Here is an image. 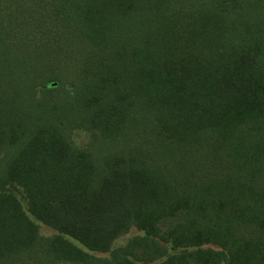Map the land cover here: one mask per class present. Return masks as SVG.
Instances as JSON below:
<instances>
[{
    "label": "trees",
    "instance_id": "trees-1",
    "mask_svg": "<svg viewBox=\"0 0 264 264\" xmlns=\"http://www.w3.org/2000/svg\"><path fill=\"white\" fill-rule=\"evenodd\" d=\"M63 263L264 264V0H0V264Z\"/></svg>",
    "mask_w": 264,
    "mask_h": 264
},
{
    "label": "rangeland",
    "instance_id": "rangeland-1",
    "mask_svg": "<svg viewBox=\"0 0 264 264\" xmlns=\"http://www.w3.org/2000/svg\"><path fill=\"white\" fill-rule=\"evenodd\" d=\"M69 84H72V83H69ZM72 85H73V89H74L75 86H74V84H72ZM90 139H91V135L87 131H78V132H75V134H74V141L80 147H85L86 145H88L90 142ZM16 195L20 199L24 210L27 211V201L25 200L23 194L20 191H18V192L16 191ZM33 220L39 225L41 235H43L45 237H52V236L56 235L57 232L54 229L42 224L39 221H36L35 219H33ZM136 235H141V232H139L138 230L133 228L132 231L128 235H125V236L121 237L120 239H118L114 243L113 248L117 249V248L124 246L129 241V239L135 237ZM95 255L97 257H100V258H111V256H112L111 253H109V254L108 253H106V254H95ZM63 264H69V263H63ZM142 264H145V263H142ZM151 264H155V263H151Z\"/></svg>",
    "mask_w": 264,
    "mask_h": 264
},
{
    "label": "water",
    "instance_id": "water-1",
    "mask_svg": "<svg viewBox=\"0 0 264 264\" xmlns=\"http://www.w3.org/2000/svg\"><path fill=\"white\" fill-rule=\"evenodd\" d=\"M67 89H68V90H72V89H73V85H72V84H68V85H67Z\"/></svg>",
    "mask_w": 264,
    "mask_h": 264
}]
</instances>
